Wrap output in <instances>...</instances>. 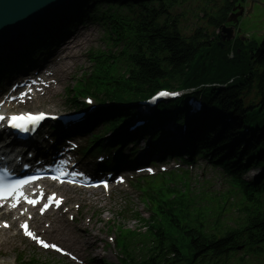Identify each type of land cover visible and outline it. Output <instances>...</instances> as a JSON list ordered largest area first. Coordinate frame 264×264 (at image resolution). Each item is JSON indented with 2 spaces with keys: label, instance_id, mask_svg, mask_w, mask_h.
I'll list each match as a JSON object with an SVG mask.
<instances>
[{
  "label": "trees",
  "instance_id": "obj_1",
  "mask_svg": "<svg viewBox=\"0 0 264 264\" xmlns=\"http://www.w3.org/2000/svg\"><path fill=\"white\" fill-rule=\"evenodd\" d=\"M241 1L114 0L118 5L111 6L127 10L124 17L114 16L119 23H110L112 31L119 28L122 33L117 43L121 45L119 57L125 69L120 73L107 71L100 81L101 92L112 103L142 99L153 89L173 88L180 83L189 87L205 85L203 99L206 107L212 109L211 117L218 122L213 136L219 138V144L226 146L227 151L232 150V143L238 142L243 122L252 120L253 125L262 127L254 138L245 141L243 155L238 148L237 156L225 157L224 164L231 172L242 170L240 155L264 169V39L258 47L240 39L223 47L217 44L218 30ZM186 3L191 6H185ZM187 7L190 8L187 14L197 23L189 35L181 27L183 15L172 13L174 9ZM53 19L59 29L61 23ZM48 32L50 29L45 33ZM26 40L29 43L6 45L7 56L16 57L11 53L13 46L21 59L23 52L34 47L31 39ZM223 115L232 121L224 123ZM260 179L264 180V170ZM255 181L258 184L259 178ZM165 195L170 197L173 192L166 191ZM174 205L178 208L169 214L158 210L161 223L156 219L141 221L146 225L144 235L123 232L129 241L136 236L145 245L135 264H264V210L236 229L222 230L215 226L206 230L199 221L189 220L190 212L181 199ZM241 231L243 237L238 246L242 255L238 256L235 241Z\"/></svg>",
  "mask_w": 264,
  "mask_h": 264
},
{
  "label": "rangeland",
  "instance_id": "obj_2",
  "mask_svg": "<svg viewBox=\"0 0 264 264\" xmlns=\"http://www.w3.org/2000/svg\"><path fill=\"white\" fill-rule=\"evenodd\" d=\"M185 6H191V3H186ZM194 6V5H193ZM189 7L187 8H181V9H174L172 11V13H180L182 14V18H181V27L182 29H184V33L186 35H189L191 32V29L194 27V25H196L197 23H195L194 19L191 18V15L187 14V12L189 11ZM185 20V21H184ZM182 21H184L182 23ZM240 29L242 31V34L245 35V39L246 36L249 38V40H251L252 42L256 43V46H258L263 38H264V11L262 12L261 9H254V11L250 14V16H248V18H244L243 22L240 24ZM86 33L88 34V38L89 41H85L87 43H85V45L80 49V52H83V54L85 53L86 49L88 48H92V47H97L98 45V40H96L98 38V34L96 32V30H91L89 29L88 31H86ZM236 35V33H235ZM237 36V35H236ZM235 36V37H236ZM62 89L59 90V93H61ZM61 95V94H60ZM252 96L248 97L247 99H251ZM60 99H58L56 101L55 108H51L49 107L50 110H57L59 108V103H60ZM174 135H177V132H174ZM254 169V168H253ZM251 170L249 173L245 174V179L250 180L252 179V177L257 173V169L256 170ZM207 181H209L212 185V187H209L210 183H205L204 186H202V188H200L199 190H195L193 189L194 193H197L199 197H203L202 195L205 193L209 196V194L213 195V196H217L218 194L223 193L224 191H226V187H224V183L220 180L219 177H214L211 173L207 174L204 177ZM192 185H196L195 182L192 183ZM89 199L92 201L91 207H93V209H100V213L102 214V216L100 218H95L92 223H91V228H89L88 230H86L85 233L82 234V238L85 244V248L86 251L91 250L93 247L96 248V255H93V251L91 250V252H87L86 258L90 259V258H94V259H100V256L102 255V251H101V247H102V243H101V239L103 238V235L107 232L106 228H104L102 230L101 233V237L98 238V240L96 241L95 236H97V233L95 232V226H96V221L99 222L101 221V219H105L107 217H110L112 219V217L115 219L114 223L116 224V221H118L116 218L119 215V213L125 209L124 203L121 201L122 195L118 194L116 199L114 201H112V205L110 203H108L107 199H102L101 196L99 195H91L89 197ZM129 200V199H128ZM131 202V206L134 208V210L139 211L142 208V204L140 202V200H129ZM206 205H210L212 203H205ZM88 211V215H91L90 213H93L92 210H86ZM129 220L123 222L121 220H119V223L123 224L124 226L128 227L129 229H135L137 228V224L131 220L130 218H128ZM236 220V218H233L232 221ZM228 224H231V221H227ZM97 229H102V226L97 224ZM39 259L40 261H44L47 258H42L45 257V255H41L39 254ZM6 259H3L1 257V259H3L4 261H8V262H12L13 257L11 255H9L8 257H5Z\"/></svg>",
  "mask_w": 264,
  "mask_h": 264
},
{
  "label": "water",
  "instance_id": "obj_3",
  "mask_svg": "<svg viewBox=\"0 0 264 264\" xmlns=\"http://www.w3.org/2000/svg\"><path fill=\"white\" fill-rule=\"evenodd\" d=\"M58 0H0V31H5L8 28L14 27L16 24L35 12L42 6H51L56 3ZM250 9L246 11L248 14L251 11V7L254 3H258L257 0H248ZM229 16L227 22H232L233 24L237 23V18L240 17L243 13L244 8L238 5L233 9V12L236 11ZM23 25V22L20 24ZM222 33L225 34L223 39H231L232 37V29L231 28H222Z\"/></svg>",
  "mask_w": 264,
  "mask_h": 264
},
{
  "label": "snow or ice",
  "instance_id": "obj_4",
  "mask_svg": "<svg viewBox=\"0 0 264 264\" xmlns=\"http://www.w3.org/2000/svg\"><path fill=\"white\" fill-rule=\"evenodd\" d=\"M5 118L3 116H0V121L4 120ZM44 119L43 114L39 115V116H28V117H12L9 123V126L15 129H18L22 132H27L28 129V124H37L39 123L41 120ZM150 171V170H149ZM28 183V181H18L17 183L13 184V185H9V186H4V185H0V200H4L7 199L8 196L12 193H20V188L22 185ZM104 187H107V184L104 185ZM22 193H20V195L17 197V202L19 201V199L22 197ZM49 203L44 205V209L46 210L48 207L51 206V202L55 201V195L53 194V196L48 198ZM27 203L31 204V205H35L37 204L39 201L36 200H26ZM59 203L60 202H56V206L59 207ZM13 207H15L16 205L13 204ZM42 210V211H43ZM5 227H7V225H5ZM24 229V234L28 237H30L33 240H36L37 243H39L42 247L44 248H52L57 252L62 251L60 248H58L56 245L54 244H48L45 243L43 240H39L36 235L34 233H32L31 231L28 230V225L24 224L21 226Z\"/></svg>",
  "mask_w": 264,
  "mask_h": 264
},
{
  "label": "flooded vegetation",
  "instance_id": "obj_5",
  "mask_svg": "<svg viewBox=\"0 0 264 264\" xmlns=\"http://www.w3.org/2000/svg\"><path fill=\"white\" fill-rule=\"evenodd\" d=\"M260 2V6H262L263 4L261 3V2H264V0H259ZM246 7V6H245ZM253 9H261L262 10V12L264 11V7H259V6H257V4H254L253 5ZM254 11V10H253Z\"/></svg>",
  "mask_w": 264,
  "mask_h": 264
},
{
  "label": "bare ground",
  "instance_id": "obj_6",
  "mask_svg": "<svg viewBox=\"0 0 264 264\" xmlns=\"http://www.w3.org/2000/svg\"><path fill=\"white\" fill-rule=\"evenodd\" d=\"M193 146V145H192Z\"/></svg>",
  "mask_w": 264,
  "mask_h": 264
}]
</instances>
